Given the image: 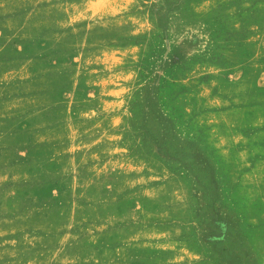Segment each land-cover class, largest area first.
<instances>
[{"label": "rangeland", "instance_id": "obj_1", "mask_svg": "<svg viewBox=\"0 0 264 264\" xmlns=\"http://www.w3.org/2000/svg\"><path fill=\"white\" fill-rule=\"evenodd\" d=\"M142 86L261 264L264 0H0V264H241L216 203L138 147Z\"/></svg>", "mask_w": 264, "mask_h": 264}, {"label": "trees", "instance_id": "obj_2", "mask_svg": "<svg viewBox=\"0 0 264 264\" xmlns=\"http://www.w3.org/2000/svg\"><path fill=\"white\" fill-rule=\"evenodd\" d=\"M132 104L134 108L132 107L130 126L140 143L138 147L147 153L153 152L158 158L174 165L175 169L185 170L194 188L208 198L207 205L216 203L215 208L221 209L215 224L221 230L219 234H214L215 241L229 242L228 246L220 248L221 253L237 249L235 252L242 255L238 258L241 264H251L243 261L251 253L243 232L236 229L237 219L224 211L228 205L219 191L218 175L213 170L208 152L197 141L178 134L174 119L154 98L150 88L142 86Z\"/></svg>", "mask_w": 264, "mask_h": 264}, {"label": "crops", "instance_id": "obj_3", "mask_svg": "<svg viewBox=\"0 0 264 264\" xmlns=\"http://www.w3.org/2000/svg\"><path fill=\"white\" fill-rule=\"evenodd\" d=\"M55 128H57V127L53 126V125L49 126V128H45L46 130L44 129L43 132H41V134H46V133H48V131L50 132V131H52V129H55ZM42 139H44V138H42ZM46 141H50V140H46ZM259 257L261 259V264H264V248L259 249Z\"/></svg>", "mask_w": 264, "mask_h": 264}]
</instances>
